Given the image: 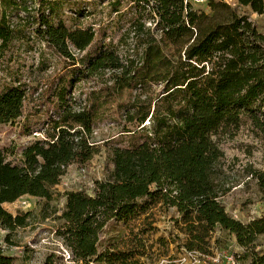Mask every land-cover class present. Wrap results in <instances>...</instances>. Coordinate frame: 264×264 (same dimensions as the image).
I'll list each match as a JSON object with an SVG mask.
<instances>
[{"label": "trees", "instance_id": "trees-1", "mask_svg": "<svg viewBox=\"0 0 264 264\" xmlns=\"http://www.w3.org/2000/svg\"><path fill=\"white\" fill-rule=\"evenodd\" d=\"M84 1L0 0V60L7 69L15 56L36 51L37 43L65 64L38 93L36 112L45 116L41 137L22 147L17 162L8 158V147H0L5 241L28 225L30 212L13 215L3 204L23 195L53 200L67 168L84 166L96 154L93 131L105 104L127 91V101L116 103L124 124L105 176L94 180L90 192L63 193L55 233L72 260L139 264L145 248L137 234L135 246L99 251L100 232L109 221L128 222L160 203L175 209L187 251L206 254L207 238L218 227L234 235L242 251L234 253L237 261L247 253L248 264H264V249L254 250L264 215L243 223L219 200L226 188L219 181L223 152L217 138L248 125L264 144V30L236 9L262 14L264 0H206L208 13L188 0H109L116 16L97 28L52 22L66 3ZM108 29L119 32L116 42ZM82 82L100 88L82 98L74 93ZM29 92L22 74L0 86V124L22 117ZM250 176L264 198V167ZM0 264H14L1 245Z\"/></svg>", "mask_w": 264, "mask_h": 264}, {"label": "rangeland", "instance_id": "rangeland-1", "mask_svg": "<svg viewBox=\"0 0 264 264\" xmlns=\"http://www.w3.org/2000/svg\"><path fill=\"white\" fill-rule=\"evenodd\" d=\"M188 1L195 10L206 13L210 11L206 0ZM236 9L239 13L248 14L258 28L264 30V12L253 13L243 6H237ZM109 12V0H86L80 2L79 6L66 3L57 16L52 18V22L61 20L69 27L92 25L97 28L98 24L107 23L110 17L115 18V13ZM107 32L116 42L119 32L113 29H108ZM35 47L36 51L15 56L18 61L16 59L8 63L13 69H7L5 60H0V86L9 81L10 75L14 77L15 74H22L30 86L22 117L13 124H0V147H8V158L15 162L18 161L23 146L41 137L39 131L45 116L41 110L36 112V106L40 103L38 93L42 84L65 67L62 58L52 50L40 43ZM16 66L20 67L19 71ZM77 86L79 87L74 93L77 95L80 91L82 98L88 96L92 88H100L99 85L85 82ZM129 95L124 91L116 100L110 99L105 104L104 117L93 131V140L98 146L96 154L84 166L72 164L67 168L54 188L57 195L53 200L47 202L38 197L23 195L14 202L3 204L4 209L13 215L30 212L28 225L9 233L8 241H5L8 231L0 227V245L5 254L13 257L14 264H81L72 260L71 252L55 233L59 224L56 216L63 206L65 191L83 189L90 192L94 180L105 176L109 167L110 148L119 139V131L124 124L116 103L127 101ZM217 138L223 152L219 181L226 188L219 200L225 211L243 223L263 216L264 198L250 176V171L264 167V144L254 137L248 125H242L232 134L221 133ZM176 216L174 208L157 203L150 204L128 222L109 221L100 232L98 250L113 247L122 250L135 246L132 236L137 234L145 248L143 256L139 257V264H212L215 261L221 262L225 255L242 253L234 235L217 227L207 238L206 254L191 257L183 245L185 235L174 223ZM263 249L264 234H261L255 240L254 250ZM238 264H248L247 253L242 254Z\"/></svg>", "mask_w": 264, "mask_h": 264}, {"label": "built area", "instance_id": "built-area-1", "mask_svg": "<svg viewBox=\"0 0 264 264\" xmlns=\"http://www.w3.org/2000/svg\"><path fill=\"white\" fill-rule=\"evenodd\" d=\"M187 254H189L191 257H202L204 254H201L197 251H186ZM198 261V260H197ZM204 264H211V263H205ZM212 264H238L237 258L234 254L225 255L224 259L221 260V262L215 261V263Z\"/></svg>", "mask_w": 264, "mask_h": 264}]
</instances>
